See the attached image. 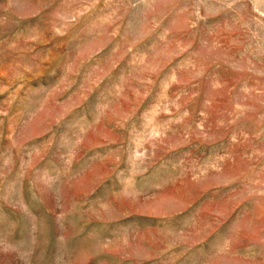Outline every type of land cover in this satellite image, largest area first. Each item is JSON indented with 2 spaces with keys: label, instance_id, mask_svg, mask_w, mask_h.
<instances>
[{
  "label": "rangeland",
  "instance_id": "rangeland-1",
  "mask_svg": "<svg viewBox=\"0 0 264 264\" xmlns=\"http://www.w3.org/2000/svg\"><path fill=\"white\" fill-rule=\"evenodd\" d=\"M0 264H264V0H0Z\"/></svg>",
  "mask_w": 264,
  "mask_h": 264
}]
</instances>
